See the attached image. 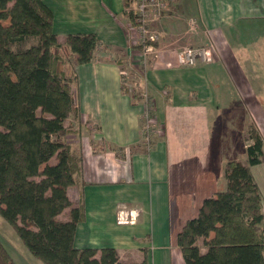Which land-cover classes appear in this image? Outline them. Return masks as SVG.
I'll use <instances>...</instances> for the list:
<instances>
[{
    "label": "crops",
    "instance_id": "obj_1",
    "mask_svg": "<svg viewBox=\"0 0 264 264\" xmlns=\"http://www.w3.org/2000/svg\"><path fill=\"white\" fill-rule=\"evenodd\" d=\"M44 1L60 43L76 32H93L98 39L93 59L71 67L74 110L66 124L79 129L67 142L74 148L80 144L82 172L66 193L72 204L81 200L84 206L74 246L110 245L120 260L136 264H185L177 234L205 197L225 188V163L246 162L244 136L251 117L263 139L261 162L251 170L264 216V55L257 51L264 44V0H169L161 34L172 37L166 22L177 9L200 26L193 39L217 50L209 62L184 65L176 48L158 46L143 66L144 89L161 128L149 147L141 134L139 101L122 85V70L133 66L137 50L125 26L130 4ZM231 132L238 134L243 159L233 156ZM120 210L134 222L118 223ZM57 217L68 219L69 208Z\"/></svg>",
    "mask_w": 264,
    "mask_h": 264
},
{
    "label": "trees",
    "instance_id": "obj_2",
    "mask_svg": "<svg viewBox=\"0 0 264 264\" xmlns=\"http://www.w3.org/2000/svg\"><path fill=\"white\" fill-rule=\"evenodd\" d=\"M97 41L76 32L60 43L44 0H0V216L45 264H136L110 245L74 246L84 206L72 204L66 189L82 164L63 136L74 110L71 67L90 62ZM245 138L246 162L225 163V188L205 197L177 234L185 264H264L262 194L251 170L263 139L254 123ZM64 208L69 218L61 220ZM0 264H17L1 240Z\"/></svg>",
    "mask_w": 264,
    "mask_h": 264
},
{
    "label": "rangeland",
    "instance_id": "obj_3",
    "mask_svg": "<svg viewBox=\"0 0 264 264\" xmlns=\"http://www.w3.org/2000/svg\"><path fill=\"white\" fill-rule=\"evenodd\" d=\"M225 13H227V12H225ZM183 14H184V12H181L180 10L178 11L177 9H175L173 11V16H170L169 21L166 22V23H168L167 24L168 32L170 31L169 33L172 35V37H170L168 34L166 35V37H165V34L164 35L161 34L160 28L162 25V17H167V16L163 15L161 17V19L156 20L154 22L152 29L154 31L155 30L158 31V33H159V39L154 43L156 48L158 46H161V47L167 46L169 48L174 47L179 51L182 47H184L186 45L192 46L194 48L199 47L200 45H204L203 43H205V42H202V41L196 42L195 39H193L194 33H199V31H201L200 26L198 25L197 21L195 19H192L191 21L193 22L194 26H193V28H188L187 25H189V19H188L189 15L184 14L185 15L184 16ZM187 14H190V13H187ZM227 15H229V13ZM232 17H234V14H232ZM170 24H172V25H170ZM173 27H174V29H173ZM171 29H172V31H171ZM167 47H165V48L167 49ZM213 48H214V55H215L216 50H217L215 44L213 45ZM135 49H137V47ZM65 51L67 52V50H65ZM257 51L259 53L262 52L264 55V44L261 43V45L259 46V49ZM152 58H153V56H149L147 58V61L142 62V63H140L141 61H139L137 58L136 59L131 58L133 61V66L130 65L131 68L129 67V69L126 71L122 70L124 72L121 73L122 74V85H123L124 92L126 94H128L131 98H136V100L139 101V104H140V109H141L140 120H141V124H142V130H141L142 138H143V126L145 125V118L143 117L142 106L144 105L145 100L151 101L149 94H147V91L144 89L145 86L143 84L144 76L142 75V69H143V66L145 65V63H148ZM261 60L264 62V58H262ZM136 62H138L137 65H136ZM197 62H199V60L196 61V63ZM124 68H126L125 65H124ZM252 77L253 76H251V80H250L251 82H253ZM212 86H213V88H216L215 84L214 85L212 84ZM251 87L254 89L253 85H251ZM253 89L250 90L251 94L254 91ZM145 94H147V95H145ZM251 94H250V98H251V100H253L252 99L253 96ZM255 109H259V107L258 106H254V107L252 106V110H255ZM154 110H156V109L154 108ZM156 111H155V119H156L155 129L156 130L151 134V140H150L151 143L153 142L152 141L153 138L155 136H158L161 133V128H160L159 123H158L159 121H158V117L156 115ZM256 115L258 116V113ZM249 121H250V123H254L256 125V123L254 122V119H252V117ZM256 127L258 128L257 125H256ZM77 129H79V128L74 126V124L70 125V121H68L67 122V128L65 131L66 134L63 136L64 141L67 142V139L69 137H72V135L70 136L68 134L77 132ZM244 137H246V133H245ZM230 138H231L232 142L234 143V146H236L235 147V153L236 154H234L233 156H237L238 158L243 159L244 150H242V152L239 151L241 149L239 148L240 145H239V137H238L237 132H231V136L229 137V139ZM244 139L246 140V138H244ZM143 141H144V138H143ZM244 143H245V141H244ZM74 146L77 147V148H74V150L79 151L78 149L80 147V144H76V145L74 144ZM147 146L149 147L150 143ZM126 214L128 215V213H126ZM128 217H130V218L132 217L133 218L132 222H134V217L132 215H130ZM132 222H127V223H132ZM0 240L3 243L4 247L6 248V250L8 251V253L10 254V256L13 258V260L17 264H45L41 259L35 257L33 254H31L29 252V250L26 249V247L22 243L21 239L19 238L17 233L14 231L13 227L6 220H4L1 216H0ZM199 243L201 244V240H199Z\"/></svg>",
    "mask_w": 264,
    "mask_h": 264
},
{
    "label": "built area",
    "instance_id": "obj_4",
    "mask_svg": "<svg viewBox=\"0 0 264 264\" xmlns=\"http://www.w3.org/2000/svg\"><path fill=\"white\" fill-rule=\"evenodd\" d=\"M134 4V5H133ZM169 0H134L131 1L127 11H133V17L126 13L125 26L128 33L135 39L137 50L132 58L145 62L149 56H154L157 52L155 42L159 39L158 31H154L153 25L156 20L161 19L166 11L169 10ZM193 22L189 23V28H193ZM214 48L211 44L192 47L186 45L177 51V60L180 64L193 65L196 61L209 62L213 59ZM138 62H136V65ZM146 64V63H145ZM135 65V66H136ZM123 72V71H122ZM147 95V94H145ZM143 117L145 125L143 126V138L147 145L151 140V134L156 130L155 110L152 101H144ZM154 115V116H153ZM133 218L127 217L125 211L120 210L117 215L118 223L132 222Z\"/></svg>",
    "mask_w": 264,
    "mask_h": 264
}]
</instances>
